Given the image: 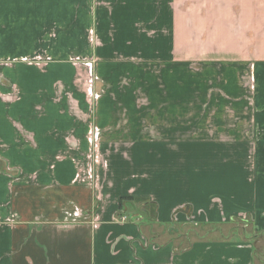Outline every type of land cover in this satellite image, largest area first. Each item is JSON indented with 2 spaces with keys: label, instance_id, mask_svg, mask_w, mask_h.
Returning a JSON list of instances; mask_svg holds the SVG:
<instances>
[{
  "label": "crops",
  "instance_id": "crops-1",
  "mask_svg": "<svg viewBox=\"0 0 264 264\" xmlns=\"http://www.w3.org/2000/svg\"><path fill=\"white\" fill-rule=\"evenodd\" d=\"M65 3L0 0V264H257L264 0H85L84 27L19 62L44 42L41 7L55 22ZM121 76L132 84L115 83ZM205 145L254 163L205 166ZM122 197L133 209L119 211ZM132 213L196 229L243 216L248 236L180 249L148 242Z\"/></svg>",
  "mask_w": 264,
  "mask_h": 264
},
{
  "label": "rangeland",
  "instance_id": "rangeland-1",
  "mask_svg": "<svg viewBox=\"0 0 264 264\" xmlns=\"http://www.w3.org/2000/svg\"><path fill=\"white\" fill-rule=\"evenodd\" d=\"M74 2H77V8L76 10L73 9V4ZM32 2H30L31 5ZM85 5V0H77V1H69L66 0L65 4H62V7H66L67 10H62L58 14V18L55 19V22H52L51 19H53L54 14L50 10V8L46 5L45 7H41V13L44 14L45 19L48 20V25L44 30V33L37 38V30H35V38L36 39H41L43 36L44 42L43 44H40L39 46L36 45L33 49L32 52L28 54H23L22 56L19 55L18 58H21V60H18L19 62L23 63H33V60L36 59H42L43 57H47L49 52L54 49L55 46L62 45L63 43L67 42V40L70 38L71 34L73 33L74 29H79L80 27H84L86 24V14L84 12H81L82 9H84ZM54 20V19H53ZM76 24V26H75ZM17 30H13V33L16 34ZM16 60V59H14ZM17 61H11L8 62L10 64L16 63ZM135 66H137V62H133ZM119 65L125 69L126 64H124L122 61L119 62ZM131 66V65H130ZM139 66H141L139 64ZM117 69V65L115 66ZM198 66L192 67L196 68ZM131 68V67H130ZM93 80V85L97 84L99 85V80L93 75L92 76ZM247 78H244L241 80V84L245 88V92H248L250 94V87L247 82ZM133 81L132 76H121L117 79L115 83L121 84V85H131ZM102 83L107 85V83L102 80ZM87 86L90 85V81L86 83ZM247 93V94H248ZM138 96L140 97L141 100L146 98V95L143 94V92L138 93ZM222 144V147L224 144H227L229 142H220ZM234 143V142H231ZM244 141L237 142V149H243L244 148ZM211 148L210 146L205 145V155L202 158L204 160V165H214V164H235L238 167H244L246 166H252L254 163V158L252 157H244L242 155H237V156H228V154L224 150H219V156L213 157L211 155H208V150ZM225 148H228V146H225ZM192 160V163L195 164V158H190ZM129 201L127 204L129 205L130 209H133L131 206L133 205L132 202ZM134 207H138L137 205ZM175 212L174 214H176ZM200 211L197 212H192L191 208H188L186 210V220L187 222L193 221L196 222V218L198 217ZM153 216L152 211L151 214H149V217ZM120 216V215H119ZM195 216V217H193ZM147 217V218H146ZM145 219L140 217L138 213H132L130 216L129 221H133L135 224L139 225L142 235L146 237V240L148 242H153L157 244H163L166 242L168 239H173L174 241H177L176 243H180V249L186 247L190 242L193 240H198V239H208V238H216V239H224L225 236H228L227 239L231 241L235 240H242L246 235V233H243L241 230V224H246L248 220H244L243 216H236L232 217V220H230L227 223L224 224H217V225H207V227H199V228H194L192 225H187V226H182L183 223H178V221H173L175 224L173 226L168 228V225H164L161 223H154L152 220L149 219L148 216H146ZM230 219V218H229ZM120 221V220H119ZM126 221V220H125ZM178 224H177V223ZM186 224V223H185ZM208 227L212 229H216L220 227V233L217 231H208ZM172 230V231H170ZM177 230V231H175ZM186 233L187 240L185 241L186 237L182 238L181 234ZM212 233H216L215 236H209ZM178 237V239H177ZM251 242L254 244V247L257 249L255 254L254 261L259 264L260 262H264V238L260 239H252ZM254 248V251H255ZM254 262V263H255ZM256 264V263H255Z\"/></svg>",
  "mask_w": 264,
  "mask_h": 264
},
{
  "label": "trees",
  "instance_id": "trees-1",
  "mask_svg": "<svg viewBox=\"0 0 264 264\" xmlns=\"http://www.w3.org/2000/svg\"><path fill=\"white\" fill-rule=\"evenodd\" d=\"M131 197H122V198H120L119 199V206H118V208H119V211H122V209H123V204L125 203V204H127L129 201H131ZM121 213V212H120ZM117 217H119V215H116Z\"/></svg>",
  "mask_w": 264,
  "mask_h": 264
},
{
  "label": "built area",
  "instance_id": "built-area-1",
  "mask_svg": "<svg viewBox=\"0 0 264 264\" xmlns=\"http://www.w3.org/2000/svg\"><path fill=\"white\" fill-rule=\"evenodd\" d=\"M119 219H120L121 221H124V220H125V217H124V216H121Z\"/></svg>",
  "mask_w": 264,
  "mask_h": 264
}]
</instances>
